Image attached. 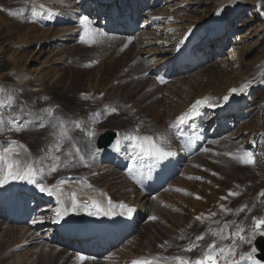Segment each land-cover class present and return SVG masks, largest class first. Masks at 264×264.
Here are the masks:
<instances>
[{
    "label": "rangeland",
    "instance_id": "rangeland-1",
    "mask_svg": "<svg viewBox=\"0 0 264 264\" xmlns=\"http://www.w3.org/2000/svg\"><path fill=\"white\" fill-rule=\"evenodd\" d=\"M15 1V14H10L6 7L0 8V116L6 121L0 139H16L12 147L20 153L19 147L31 136L14 118L13 111H9V103L18 93L23 92L24 97L41 108L56 105L58 99L66 96L71 97L76 106L80 104L81 112L74 117L80 121L77 129L81 130V139L92 153L91 159L65 167L70 157H65L61 151L63 145L57 149L38 143L32 148L33 156L47 155V160L36 166L39 182L52 190L66 179L80 187L83 185L84 189L109 193L117 204L128 206L146 195L144 210L147 215L137 224L136 232L108 252L99 264H126L124 260L129 262L131 253L141 256L142 260L153 258L158 264H178L175 257L195 260L213 240L218 246L232 243L231 240L221 241L213 234L225 223L229 225L225 229L227 232L234 233L237 226H242L246 237L251 234L254 220L264 218V197L260 195L264 191V9L257 17L251 15L254 7H247L240 13L231 29L234 35L226 45L225 54L211 57L209 62L184 74L168 77L161 68L165 62L151 72L152 59L148 57L158 56L156 61L159 62L173 57L177 53L171 50L174 45L168 43L161 54L157 46L144 51L142 44L138 45L132 36L114 34L103 18L104 12L101 18L100 15L92 17L88 10L90 6L82 0L55 5L52 0ZM223 1L164 0L160 7H153L147 1L141 16L134 19L136 33L143 41L155 42L151 17L165 18L167 13L173 12V17L178 18L186 9H191L195 11L193 17L199 18L202 13L206 16L214 13ZM42 5L45 9L40 7ZM47 8H54L55 13H48ZM84 17L90 21L94 43L81 40L85 32L81 23ZM179 35L175 36L174 42H181ZM53 37L57 39L53 43L45 41ZM35 51L43 54L35 55ZM205 54L208 55V50ZM130 62H136V70L146 78V83L136 93L125 84L124 76ZM20 71H33V78L20 82L16 74ZM241 94L248 100L247 115L235 124V129L210 138L209 130L213 125L207 128L206 122L211 114ZM196 101H204L198 106L200 116L195 121L190 119L192 123L188 120L186 124H179L180 114L190 111ZM10 120H15L22 130H16V124L9 125ZM197 120L199 126H195ZM239 129L245 130L246 134L237 138L235 134ZM106 131L119 132L116 141L125 161L120 168L114 160L102 158V150L97 149V139ZM178 134L182 138H178ZM255 134L260 136L253 149L246 141ZM129 136H152L157 145L174 152L175 157L177 155L176 160L172 156L177 163V175L156 195L149 196L144 192L149 184L150 162L146 163L134 146L136 141L127 139ZM202 138L206 147L196 148L194 140L200 145ZM230 146L234 147L231 149ZM245 152L253 154L254 164L234 159L236 154L242 156ZM23 162L27 163V159ZM56 165L59 172L48 176ZM230 192L238 195L230 196ZM222 205L231 211H223ZM242 208L244 210L240 211ZM198 216L201 219L197 220ZM32 232L26 224L9 225L0 218V264H92L86 257L81 260L67 253L58 242L41 240L36 244L32 240L40 231ZM200 235L204 239L197 241L196 237ZM260 235L257 230L251 244L236 240L237 260L254 247ZM40 236L45 234L40 233ZM146 240L150 241L148 250L144 249ZM193 244H199V247L190 252L185 250ZM242 262L246 261H240V264Z\"/></svg>",
    "mask_w": 264,
    "mask_h": 264
},
{
    "label": "bare ground",
    "instance_id": "bare-ground-1",
    "mask_svg": "<svg viewBox=\"0 0 264 264\" xmlns=\"http://www.w3.org/2000/svg\"><path fill=\"white\" fill-rule=\"evenodd\" d=\"M52 1L50 2L55 5L61 2L65 3L68 0ZM99 1L100 0H82L85 5L90 6V9L88 10L91 12L92 17L97 18V16L100 15L101 18V13L104 12L105 15L103 18L106 19L105 22L108 23V27H110L113 32L118 34L121 32L122 34L132 36L133 40L137 42L138 45L142 44V50L145 51V49L150 46H157L158 53L161 54L163 53V48L165 46L168 47V43L170 46L174 45V48L171 50H175L177 53H175L173 57H166L165 59L160 60V62L156 61L158 56L148 57L149 60L152 59L150 63L151 72H155L156 67L165 62L161 68L165 69L164 72H167L166 74H168V77L174 76L176 73L184 74L193 67L209 62V58L211 57L215 58L218 54H225L227 51L226 45L230 44L234 35L232 34L231 29L233 28V24L236 22V18L240 15V13L247 7H254L255 9L252 11L251 15L257 17L261 10L264 9V0H224L220 4L221 6L216 8L214 13L207 16L202 13L199 18L193 17V12L195 11L191 9H186V11L181 13V16L178 18L173 17V12L167 13L165 18L151 17L150 22L155 28V42H153L148 39H144L143 41V38L140 37L141 35L139 36V34L136 33L134 19L128 12L132 11L133 13L131 15L139 17L141 16L147 1H150L153 7L155 5L156 7H160L164 4V0H115L110 6L99 5ZM206 1L208 2L209 0ZM15 4V0H4L0 2V8L1 6L6 7L5 9H9L10 14H15ZM125 5H128V7ZM99 6H101L100 9ZM135 8L136 10H134ZM54 10V8H49V10L47 8L46 11L51 14L55 13ZM41 11L44 13L43 10ZM108 11H110L111 14L109 13L110 16L107 18ZM162 15H164V13H162ZM191 18H195L196 20ZM180 30H182L181 33ZM234 31L237 32L236 29ZM176 35L181 37V42H174L177 38L175 37ZM55 40L57 39L53 37L52 39H46L45 41L47 43H53ZM207 50L208 55L205 54V51ZM148 52L153 54L151 51ZM34 53L35 55L39 54V56L43 54L42 51H35ZM135 64L133 62L129 63L130 67L129 69L127 67L124 77L126 78L125 84L128 89L136 93L146 83V78L136 70ZM17 72V80L20 82L25 80L28 81L33 78L31 74L33 71L31 73H25L22 71L19 73ZM23 95V92L18 93L17 97L11 100L14 102L11 103L9 111L12 110L14 118H16V120L30 132L31 136L28 137L27 141L22 144L21 147H19L21 151L20 155L22 156L19 158L22 159V161L27 159V163H31L36 169V174L32 177V181L34 182H28L26 180H11L8 184L0 186V195L4 197V201L0 204V218L9 225L22 220L28 224L30 229L33 231L32 233L40 231L36 234L33 240L31 239L36 244L40 243L41 240H46L51 243L58 242V244H60L63 249L67 251V253L74 254L80 258L86 257L92 264H99L107 253L101 255L95 246L92 245V241L78 243L77 241L71 240L70 236L73 233H78L79 229L83 225L101 219H106L115 224L110 235L116 239L119 237L121 240L126 239L128 236L136 232L135 228L137 224L139 225L141 223L140 220H143L146 217L145 215H147V211L144 210L145 204L147 203L146 195H141L138 201L132 205L133 208L132 206H128L126 204L128 208L132 209L130 214L127 213L125 208L119 207L121 204H117L113 199V196H111L110 199L115 205L112 209V215L89 216L87 215L86 209L79 208L75 212H69L68 215L58 218L56 216V210L61 206L58 202V197L60 200H63L65 204H70V194L75 192L77 193L78 200L86 201L91 197L106 204L108 200L107 196H110L111 194L98 193L94 189L93 191L86 186V189H84L82 187L83 185L80 187V185L72 183L66 179L61 180L55 187H52L51 194L48 192H41L39 190L41 183L38 180L39 177L37 175L36 166H40L41 163L46 161L47 155L42 157L37 155L33 156L34 153L32 148L36 144L39 143V145L43 146L44 144L50 146L53 145L54 147H57V149L58 146L63 145L61 151L65 157H70V161H67V165L65 166L69 168L77 166L79 160L86 162L87 159L90 161L92 153L81 139V130L77 129L80 121L76 120L74 116H78L81 111L79 110L80 104L76 106L73 98L65 95L66 97L58 99V104L56 103V105H58L59 108H57L55 104L47 105L41 108L37 107V104H35V102H33L30 98L24 97ZM247 102V97L244 94H241L218 107L215 112L211 114V117H209V121L206 122L207 128L213 125L211 129L214 130L210 133V138L223 135L225 132L231 130V128L235 129V124H237L243 116L247 115L246 109L249 107ZM223 111H227V114L224 116L221 114ZM41 121L44 126H41ZM198 121L199 120H197V122ZM199 124L200 123L198 122V125L196 123L195 126H199ZM187 125L191 124L188 123ZM215 127L217 128L215 129ZM224 127H226L225 131H223ZM244 134H246L245 130L239 129L237 130L235 136L238 138V136ZM259 136L260 134H255L254 136L251 135L248 141H246V145L255 149V145L257 143L256 139ZM118 144V142H115L111 148L109 147L108 149L102 150L101 154L102 158H107L108 160L112 159L114 160L115 165L121 167L125 164V161L118 148ZM233 147L230 146L231 149ZM76 149H79V151L77 152ZM17 152L19 153V151ZM23 152L24 154H22ZM237 155L238 154L235 156ZM15 158L16 157H13V159ZM143 159L147 161L146 163L150 162L149 184L152 185H156L155 178L157 175L161 174L163 170L170 169L172 172H175L177 168L176 165H174L175 161L172 157H168L164 160H159L156 157ZM59 170L60 169H57L55 172L51 170L47 173V175L53 176L58 173ZM161 178L164 179V176H161ZM149 184L147 185V188L149 187ZM156 188H158V186H156ZM26 189L31 191L32 197H28L26 195ZM38 195L48 201L41 200L38 198ZM136 215H138L137 220L139 221L135 220ZM40 233L45 234V236L41 237ZM25 241L26 240H24V242ZM149 242L146 240L147 244L144 249L149 247ZM138 248L139 247H137V249ZM131 254L132 258L129 262L124 260L126 264H133L134 260L143 259L141 256L139 257L134 256L133 253ZM147 259L148 258L146 257L144 260ZM241 264H248V262H242Z\"/></svg>",
    "mask_w": 264,
    "mask_h": 264
},
{
    "label": "snow or ice",
    "instance_id": "snow-or-ice-1",
    "mask_svg": "<svg viewBox=\"0 0 264 264\" xmlns=\"http://www.w3.org/2000/svg\"><path fill=\"white\" fill-rule=\"evenodd\" d=\"M43 7V6H41ZM81 23L84 25L85 32L84 35L81 36V40L85 43H94L95 40L93 38L92 32L93 30L90 29L89 24L90 21L87 17H84L81 20ZM100 35H104L103 33H100ZM245 88L248 87L247 84L244 85ZM233 92H236V89H232ZM225 100L228 99V97L224 98ZM14 101H10V104ZM204 103V101H196L195 104L192 105L190 111L180 115L178 117V123L184 124L193 116L199 115L198 106ZM112 111H115V109H112ZM6 121L2 116H0V132L4 131V125ZM9 125L16 124V130H22L20 125L15 122V120H10L7 122ZM41 126L43 125V122L41 121ZM9 130H12L9 128ZM94 135V133H93ZM127 139H132L136 141V144L134 145L136 148L139 149L140 153L144 156L148 157H156L159 160H164L168 157H172L175 155L172 151H166L162 146L157 145L154 138L152 136H129ZM15 142L8 141V145L5 146L3 142H0V186L8 184L11 180H26L28 182H34L32 181V177L36 174V169L33 167L31 163H24L22 159H20V153H17L13 150L12 145ZM59 147V146H58ZM78 152L79 149H76ZM207 151V149H205ZM13 157H16L13 159ZM59 160V157L56 158ZM234 159L240 160L244 164H254L255 160L253 157V154L250 152H245L242 156H235ZM133 167H135V163L133 164ZM58 165L54 166L52 168V171H57ZM191 178V177H190ZM39 190L41 192H48L51 194V189L45 187L43 184L40 185ZM230 196L238 195V193H229ZM262 197H264V191L260 193ZM197 199H200V197H197ZM227 199V197H225ZM58 202L60 203V208L56 210V216L63 217L69 214V212H75L79 208H84L87 210V215L94 216V215H112V209L115 207L113 204V201L109 198L107 200V203H101V201L89 198L86 201L78 200L77 193L73 192L70 194V204H65L63 200H60L58 197ZM121 208H125L127 210V213H131L132 209L128 208L127 205L121 204L119 205ZM222 210L226 212H230V209L224 208L222 205ZM247 207V206H245ZM244 209H240V211H243ZM123 214V213H122ZM211 215H215V213H212ZM153 220L156 219V217H152ZM201 219V217H197V220ZM229 225L227 223L224 224L223 228L216 230L213 234L219 238V240H231V244L227 245H221L218 246L217 241L213 240L211 243H209L206 247V250L204 251L203 255L201 257L196 258L195 260H187L181 257H175V259L178 261V264H240V261H246L248 264H260V261L255 258V253L257 249L255 247H252L250 251H248L245 254H242L239 258V260L236 259L237 257V248L238 245L236 243V240H240L244 243L251 244L252 238L256 235V231L260 230V234L264 235V218H258L255 219L253 222V230L249 236H245L243 233L245 232V229L242 226H237L236 231L233 232H227L225 229H227ZM204 236L200 235L196 237L197 241L203 240ZM196 247H199V244H193L189 248L185 249L186 251H193ZM84 257H81V260H83ZM133 264H158V261L156 260H134Z\"/></svg>",
    "mask_w": 264,
    "mask_h": 264
},
{
    "label": "water",
    "instance_id": "water-1",
    "mask_svg": "<svg viewBox=\"0 0 264 264\" xmlns=\"http://www.w3.org/2000/svg\"><path fill=\"white\" fill-rule=\"evenodd\" d=\"M119 136L117 131H106L101 134L97 140V148L99 150L110 147L114 140ZM8 141L15 142L13 138H2L0 142H3L5 146L8 145ZM255 248L259 251L260 254L256 255V258L260 261H264V237L260 236L255 241Z\"/></svg>",
    "mask_w": 264,
    "mask_h": 264
}]
</instances>
